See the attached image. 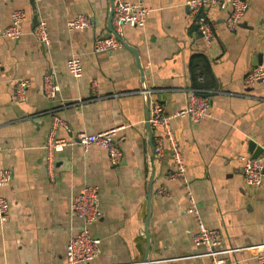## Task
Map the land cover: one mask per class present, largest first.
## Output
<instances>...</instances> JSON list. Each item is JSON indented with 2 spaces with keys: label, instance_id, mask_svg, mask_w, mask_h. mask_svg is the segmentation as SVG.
<instances>
[{
  "label": "crops",
  "instance_id": "1",
  "mask_svg": "<svg viewBox=\"0 0 264 264\" xmlns=\"http://www.w3.org/2000/svg\"><path fill=\"white\" fill-rule=\"evenodd\" d=\"M128 1L152 10L144 28H125L126 46L94 54L95 39L110 34L111 0H0V169L12 173L1 191L9 214L0 220V264H64L81 225L71 199L84 186L98 190L99 218L90 233L101 252L94 264H211L193 243L195 218L186 213L182 182L169 178L174 166L166 143L160 157L154 154L161 131L147 124L153 101L173 115L190 93L209 101V116L176 118L171 127L202 222L219 233L217 250L227 264H257L250 249L264 243V177L259 188H248L238 156L252 158L260 148L264 167V83L243 85L250 69H264V0H247L234 32L226 29V12L204 10L209 41L187 0ZM16 10L26 19L13 41L2 32ZM80 15L92 27L69 32L66 23ZM39 20L49 48L32 36ZM72 56L82 62L77 80L66 70ZM47 74L60 87L52 102L42 94ZM19 82L28 85L14 99ZM54 117L66 123L57 136L67 142L115 130L120 164L112 166L99 147L83 154L74 144L48 166L43 147Z\"/></svg>",
  "mask_w": 264,
  "mask_h": 264
},
{
  "label": "built area",
  "instance_id": "2",
  "mask_svg": "<svg viewBox=\"0 0 264 264\" xmlns=\"http://www.w3.org/2000/svg\"><path fill=\"white\" fill-rule=\"evenodd\" d=\"M113 33L107 37H97L93 44V53L101 54L114 51L122 47L119 39L125 28L142 29L146 19L152 12L141 2H129L128 0H111ZM185 6L196 17V27L202 38L209 41L212 37L211 28L208 23L206 11H223L227 16L225 26L227 31H236L242 19L248 11L247 0H187ZM25 13L16 10L11 15L10 25L2 32L4 38L16 41L21 37V25L25 21ZM92 27V20L87 16H77L66 23V29L71 31L87 30ZM32 36L38 44L49 48L50 38L46 22L39 20L33 30ZM68 75L73 79H80L83 75L82 62L79 57L72 56L66 62ZM257 83H264V69L260 66L250 69L243 78V85L250 88ZM27 82H19L15 89L14 99H21ZM60 92L57 79L53 74H47L42 79V94L49 101H54ZM209 101L199 94L190 93L186 96L185 106L173 115L165 112L163 104L153 101L149 109L147 124L152 129L161 131V138L154 148V154L158 157L162 153V141L166 143L171 154L174 170L169 175L171 179H179L187 198L188 207L186 213L195 218L197 231L193 237L195 246L204 247L206 254L211 258V264H227L219 256L217 248L221 243L217 231L208 229L202 222L198 204L190 190L186 177V170L182 155L178 149L176 138L171 127V121L176 118H189L200 121L209 116ZM59 128L68 130L64 121L54 117L46 136L44 151L48 166L54 165L55 155L62 152L67 146L76 144L81 148L83 154H87L90 148L96 146L105 151L112 166H117L122 160V153L115 142V130H109L98 134H78L75 140L67 142L57 136ZM238 160L242 163V175L248 188H259L264 177L262 158L253 159L250 156L240 155ZM12 181V173L8 169H0V220L5 222L9 214L8 201L2 196L1 191L8 187ZM159 196H165L164 190L157 192ZM70 210L80 222V228L72 236L65 248L64 264H94L101 252L100 240L90 233L91 226L99 218L98 190L93 186H84L77 195L72 197ZM254 251V259L257 264H264V243L251 247Z\"/></svg>",
  "mask_w": 264,
  "mask_h": 264
},
{
  "label": "water",
  "instance_id": "3",
  "mask_svg": "<svg viewBox=\"0 0 264 264\" xmlns=\"http://www.w3.org/2000/svg\"><path fill=\"white\" fill-rule=\"evenodd\" d=\"M111 19H112V12H111V15H110V18H109V29H110V33H113V31H112V26H111ZM34 21L36 22V18H35ZM119 41H120V43L122 44V46H126V45L124 44V42H123L121 39H119ZM132 52H133V54L136 56V53H135L133 50H132ZM203 97H204V96H203ZM250 148H255V147H254L253 144H251V145H250ZM255 149H257V150H255L254 153L252 154V158H253V159H257L258 156H259V154H260V152L262 151L260 148H255Z\"/></svg>",
  "mask_w": 264,
  "mask_h": 264
}]
</instances>
